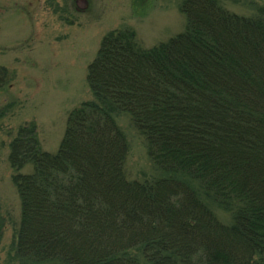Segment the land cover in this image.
<instances>
[{"label": "trees", "instance_id": "1", "mask_svg": "<svg viewBox=\"0 0 264 264\" xmlns=\"http://www.w3.org/2000/svg\"><path fill=\"white\" fill-rule=\"evenodd\" d=\"M179 9L184 30L151 48L132 29L102 38L92 98L68 114L56 152L41 149L34 122L16 130L19 264H264V8ZM8 76L0 67V91ZM119 114L157 175L127 178Z\"/></svg>", "mask_w": 264, "mask_h": 264}, {"label": "rangeland", "instance_id": "2", "mask_svg": "<svg viewBox=\"0 0 264 264\" xmlns=\"http://www.w3.org/2000/svg\"><path fill=\"white\" fill-rule=\"evenodd\" d=\"M183 0H0V67L9 75L0 91V264H19L13 240L20 199L12 183L9 143L16 130L34 122L42 150L54 153L68 114L90 100L86 73L102 38L115 29H132L143 48L181 33ZM230 12L251 16L264 0H221ZM128 143L125 164L130 180L157 175L143 136L126 114L115 116ZM30 166L23 171L27 172ZM226 219L225 214L220 213Z\"/></svg>", "mask_w": 264, "mask_h": 264}]
</instances>
